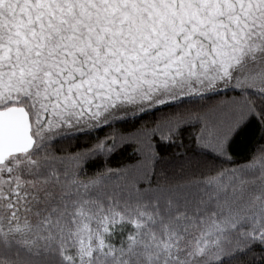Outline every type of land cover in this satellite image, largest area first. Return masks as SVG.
<instances>
[{"label": "snow or ice", "instance_id": "snow-or-ice-1", "mask_svg": "<svg viewBox=\"0 0 264 264\" xmlns=\"http://www.w3.org/2000/svg\"><path fill=\"white\" fill-rule=\"evenodd\" d=\"M0 264H264V0H0Z\"/></svg>", "mask_w": 264, "mask_h": 264}]
</instances>
